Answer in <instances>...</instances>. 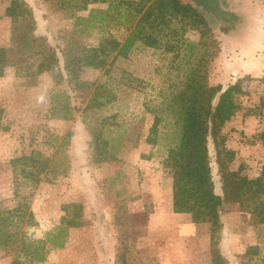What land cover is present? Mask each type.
<instances>
[{"label": "rangeland", "instance_id": "374dc122", "mask_svg": "<svg viewBox=\"0 0 264 264\" xmlns=\"http://www.w3.org/2000/svg\"><path fill=\"white\" fill-rule=\"evenodd\" d=\"M21 1L12 18L13 0H0V214L25 204L34 221L26 217L21 232L34 240L79 215L83 225L69 228L65 247L52 249L43 263L29 262L13 247L0 249V264H215L217 252L226 264H264V225L250 214L226 207L214 254L211 224L193 225L173 212L165 196L167 181L173 182L164 167L168 142L163 136L157 145L147 142L154 118L183 89L189 60L202 63L207 48L215 51L210 37L219 41V55L199 69L212 86L228 85L242 59L255 70L264 58V0H219L239 24L229 35L212 15L213 34L204 38L173 21L156 32L159 47L138 43L128 58L108 55L102 68L87 65L93 49L106 38L125 41L141 17V0ZM49 57L58 60L56 68L44 65ZM258 68V76L236 77L250 78V93L223 129L236 152L232 169L242 167L251 179L264 166V66ZM162 116L173 123L171 115ZM210 158L220 192L212 143ZM251 248L257 250L246 257Z\"/></svg>", "mask_w": 264, "mask_h": 264}, {"label": "trees", "instance_id": "16d2710c", "mask_svg": "<svg viewBox=\"0 0 264 264\" xmlns=\"http://www.w3.org/2000/svg\"><path fill=\"white\" fill-rule=\"evenodd\" d=\"M19 3L24 4L21 0H13L7 16L12 18L17 16L16 8L20 6ZM193 6L184 0H141L136 7L137 14H141V17L125 41L122 43L112 38L104 39L99 48L93 49V61L87 65L102 68L106 65V57L111 53H116V58H128L138 43L149 48L159 47L160 41L156 32L162 31L164 26H170L173 21L201 30L203 38L210 36L213 34L208 20L210 15ZM23 13L31 15L27 9H24ZM95 13L108 14L109 11ZM126 17L131 19V11ZM31 19L33 20V17ZM235 19V15H232L230 21L218 19L223 21L220 31L224 35L237 30L239 24ZM129 23L133 26V19ZM209 40L215 51L210 53L207 48L201 57L202 63L195 64L189 60L188 63L192 67L183 89L173 96L170 104L164 109L166 111H161V114L154 118L147 142L150 145H157L160 136H163V141L168 142V155L164 167L172 172L174 213L190 215L194 224H211V246L216 254L219 234L224 226L221 217L227 206L237 207L240 213L250 214L261 226L264 225V166L261 175L252 179L241 175L242 167L238 170L232 169L236 152L227 147L228 140L223 135V129L241 109L240 99L249 95L245 84L250 78L238 79L228 85L212 86L207 73L200 75L199 65L215 59L220 52L217 38L210 37ZM206 44L205 41L204 45ZM197 48L196 45H190L192 51ZM169 50L172 51V47ZM1 52L3 50H0ZM46 62L44 65L47 68L54 69L58 66V60L53 57H49ZM66 67L70 69V65ZM260 108L264 109V96L260 100ZM3 112L4 110L0 108V120ZM164 112L171 115L173 123L165 122L162 116ZM162 124L170 127L167 132L161 133ZM259 139L264 144V133L260 134ZM211 143L214 146L217 175L220 178V192L212 175ZM17 161L20 159L13 163ZM21 206L24 208L0 214V249L17 247L31 263H43L52 249H63L68 229L83 225L79 215L69 221H63L55 231L48 232L44 239L34 240L25 232H21L26 217L28 224L34 221V215L31 211L28 213V207L25 204ZM78 210L80 212L82 207L79 206ZM256 250L257 248L249 249L246 257ZM216 255L215 264H226L218 252ZM14 264L23 263L16 260Z\"/></svg>", "mask_w": 264, "mask_h": 264}, {"label": "crops", "instance_id": "0c3cea01", "mask_svg": "<svg viewBox=\"0 0 264 264\" xmlns=\"http://www.w3.org/2000/svg\"><path fill=\"white\" fill-rule=\"evenodd\" d=\"M235 60V59H234ZM245 60L242 59L240 62H234L235 65L232 66V71H231V76L229 75L228 76V79L227 81H229V83H232L236 80V77H240V76H258L256 73H255V70L257 69V73L260 75V71H259V68L258 66L261 65V66H264V58H261L260 61L258 62H255L257 63V67H255V70H253L250 66V62L249 61H246L244 62ZM250 69H252L253 71H251ZM259 71V72H258ZM223 82H221L222 84ZM172 174V173H171ZM169 174L173 180V177L172 175ZM165 196L167 197V199L169 200L168 203H169V206L170 208L173 210V182L171 181H167V184H166V188H165ZM174 212V210H173ZM176 214V213H175ZM176 215H183V216H188L189 217V222L192 223L193 225H200V224H194L192 222V219H191V216L190 215H187V214H176ZM222 220H223V216L221 217ZM223 222V221H222Z\"/></svg>", "mask_w": 264, "mask_h": 264}, {"label": "water", "instance_id": "95a60500", "mask_svg": "<svg viewBox=\"0 0 264 264\" xmlns=\"http://www.w3.org/2000/svg\"><path fill=\"white\" fill-rule=\"evenodd\" d=\"M189 4L194 5L193 7L200 8L207 14L212 15L216 18L230 19L225 10L220 7L217 0H186Z\"/></svg>", "mask_w": 264, "mask_h": 264}, {"label": "flooded vegetation", "instance_id": "af4514ba", "mask_svg": "<svg viewBox=\"0 0 264 264\" xmlns=\"http://www.w3.org/2000/svg\"><path fill=\"white\" fill-rule=\"evenodd\" d=\"M217 1L219 2L220 7H222L220 1H219V0H217ZM222 8H223V7H222ZM223 9H224V8H223ZM224 10H225V9H224ZM225 12H226L227 14H229V15L231 14V13H228L226 10H225ZM232 15H233V14L230 15V19H225V20H229V21H230V20L232 19ZM223 19H224V18H223Z\"/></svg>", "mask_w": 264, "mask_h": 264}]
</instances>
